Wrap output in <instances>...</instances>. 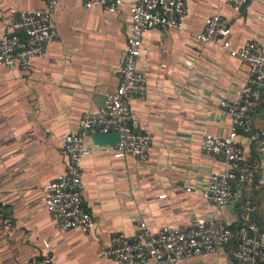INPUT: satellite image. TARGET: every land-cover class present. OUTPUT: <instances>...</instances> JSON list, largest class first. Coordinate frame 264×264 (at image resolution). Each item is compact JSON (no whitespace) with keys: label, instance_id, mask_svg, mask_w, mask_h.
I'll use <instances>...</instances> for the list:
<instances>
[{"label":"crops","instance_id":"obj_1","mask_svg":"<svg viewBox=\"0 0 264 264\" xmlns=\"http://www.w3.org/2000/svg\"><path fill=\"white\" fill-rule=\"evenodd\" d=\"M59 1L54 18L59 38L46 55L27 71L0 66V193L15 226L12 234H0V264L38 262L47 254L56 264H118L104 250L115 235L135 236L140 221L154 231L196 218L238 225L239 209H220L202 196L209 176L227 166L203 154L200 145L205 136L231 134L232 119L220 103L244 91L248 67L220 45L196 43L193 35L221 14L230 23L233 45L257 40L264 47V0H250L241 12L227 0H190L181 30L153 29L144 36L139 70L147 76L148 91L129 106L141 131L152 137L150 158L115 159L106 145L113 138L87 139L84 198L95 220L89 233L57 230L43 189L65 172L66 137L119 86L132 24L127 4L133 0H122L115 13L86 9L84 0ZM41 7L42 0H0V38L12 32V9ZM252 128L239 142L264 178V149L256 139L264 128V105ZM257 199L264 203V197ZM259 218L264 223V204ZM179 264L238 263L223 249Z\"/></svg>","mask_w":264,"mask_h":264},{"label":"built area","instance_id":"obj_2","mask_svg":"<svg viewBox=\"0 0 264 264\" xmlns=\"http://www.w3.org/2000/svg\"><path fill=\"white\" fill-rule=\"evenodd\" d=\"M43 7L17 11L10 35L0 38V66L9 70L20 67L27 71L37 59L46 55L49 45L58 41L54 18L60 10L59 0H42ZM190 0H133L127 6L132 17L119 86L105 95L104 106L85 113L77 133L66 137L63 151L67 158L65 172L44 187L43 199L55 227L59 231L80 230L89 233L95 226L90 206L84 198L83 160L90 155L88 138L96 134L118 132L120 142L111 148L115 159L133 157L140 162L150 158L152 137L141 131L129 106L131 101L144 100L148 91L147 76L139 70L144 36L153 29L181 30L189 14ZM250 0H227L241 12ZM122 0H84L86 9H104L115 13ZM229 21L221 14L210 17L201 33L193 35L200 45H220L230 56L248 67L244 91L235 100L222 99L220 106L232 119L228 137L205 136L201 152L225 163L227 170L209 176L203 198L220 209L237 208L240 221L235 227L222 220L194 219L189 225H168L156 231L144 221L138 233L129 237L115 235L104 255L118 264H179L183 260L217 253L227 249L238 264H259L264 261V230L257 222V205L249 192L264 185L239 142L242 133L253 132L254 114L264 105V47L257 41L243 46L230 41ZM264 149V128L256 133ZM160 199H166L163 195ZM7 204L0 193V234L10 235L15 226L6 212ZM56 264L52 254L38 262Z\"/></svg>","mask_w":264,"mask_h":264},{"label":"trees","instance_id":"obj_3","mask_svg":"<svg viewBox=\"0 0 264 264\" xmlns=\"http://www.w3.org/2000/svg\"><path fill=\"white\" fill-rule=\"evenodd\" d=\"M254 194H256L257 196H254ZM248 195H249V198L251 200H253L257 205V209H258V211H257V222L259 223L261 228L264 230V223H262L260 218H259V212H260L261 208L263 207L264 203H263V201H260V203H259V201H258L259 199H257V198H259V196L264 197V185L261 186L259 189L251 190Z\"/></svg>","mask_w":264,"mask_h":264},{"label":"water","instance_id":"obj_4","mask_svg":"<svg viewBox=\"0 0 264 264\" xmlns=\"http://www.w3.org/2000/svg\"><path fill=\"white\" fill-rule=\"evenodd\" d=\"M92 137H94V139L98 138V139H103L105 141H108L107 140L108 138H113L115 140V142L111 143V145L110 144H106L107 146H111V147L117 145L120 142V135H119L118 132H111V133H108V134H96V135H94Z\"/></svg>","mask_w":264,"mask_h":264}]
</instances>
